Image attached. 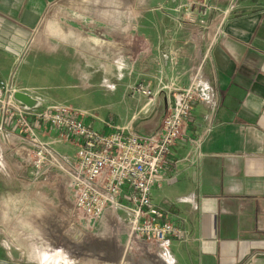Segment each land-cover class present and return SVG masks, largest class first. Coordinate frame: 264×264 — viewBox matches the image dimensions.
Instances as JSON below:
<instances>
[{"label": "crops", "instance_id": "0c3cea01", "mask_svg": "<svg viewBox=\"0 0 264 264\" xmlns=\"http://www.w3.org/2000/svg\"><path fill=\"white\" fill-rule=\"evenodd\" d=\"M62 2L0 0V76L18 89L48 92L53 102L104 132L127 127L150 134L169 109L162 82L185 87L199 70L205 87L186 129L195 141L173 146L161 183L152 189L154 204L186 229L189 239L147 253L161 264H264V9L234 5V0H138L136 17L99 25L91 20L82 30L88 36L70 34V50L30 53L33 44L45 48L35 30ZM236 6L243 8L234 13ZM186 10L193 18H183ZM168 51L176 57L174 65L163 58ZM36 70L43 72L45 85L23 81ZM135 83L154 90L153 99L130 93ZM36 124L62 166L51 181L42 179L45 168L35 177L41 179H34L32 159L27 162L36 140L0 107L4 234H27L30 217L42 227L59 218L70 222L74 213L66 170L76 161L78 139L43 121ZM127 217L123 210L108 209L96 222L117 225L124 233Z\"/></svg>", "mask_w": 264, "mask_h": 264}, {"label": "built area", "instance_id": "2783aa9c", "mask_svg": "<svg viewBox=\"0 0 264 264\" xmlns=\"http://www.w3.org/2000/svg\"><path fill=\"white\" fill-rule=\"evenodd\" d=\"M163 58L167 64L176 63L171 51L164 52ZM202 81L199 70L185 87L161 81V90H168L169 109L160 128L150 134L130 132L127 127L104 132L68 106L46 105L42 108L44 103L37 89H18L1 76L0 107L14 126L36 140L32 158L37 171L35 177L47 166L62 168L48 143L36 133L34 123L38 120L48 122L53 128L78 139L76 161L66 170L74 194V209L89 219L102 218L108 209L123 210L128 214L127 225L135 228L136 241L147 249L164 252L174 239L187 241L189 233L174 224L166 210L154 204L152 189L161 183L159 175L173 146L180 140L195 141L186 135V129L193 114L194 102L203 95L205 84ZM18 90L31 96L33 92L37 93V105L29 107L16 100L14 93ZM129 92L142 93L150 99L156 94L142 83L129 85ZM128 236L131 240L129 232Z\"/></svg>", "mask_w": 264, "mask_h": 264}, {"label": "rangeland", "instance_id": "374dc122", "mask_svg": "<svg viewBox=\"0 0 264 264\" xmlns=\"http://www.w3.org/2000/svg\"><path fill=\"white\" fill-rule=\"evenodd\" d=\"M101 1L98 3L97 0H64L62 4L52 8L35 30V35L43 36V39L46 40L43 45L46 49L33 44L30 53L36 51L44 54L45 52H57V50H70V34L82 33L84 25H87L89 21L95 20L93 25H99L104 20L136 17L139 12L137 10L138 0ZM235 4L264 9V0H234ZM238 8L243 7L236 6L234 13H237ZM183 13V18H193L192 11L186 10ZM205 13L203 11V14ZM53 49L55 51H51ZM27 67L30 68L29 65ZM20 68H18L17 74L21 70ZM42 68L48 69L49 66L45 65ZM38 71L40 70H36L37 73H33L35 72L33 71L32 75L27 76L23 81L30 85H45L47 79L43 72ZM33 94L35 98L37 93L33 92ZM39 96L44 103L42 108L46 105L58 106L62 104L53 102L48 92H39ZM44 123L51 126L48 122ZM35 125H37L36 120L34 127ZM34 151L32 158H34ZM32 158L27 164L31 162ZM29 165L36 173L34 164L30 163ZM55 169L58 168L47 166V173L42 179L45 177L51 179L55 174ZM58 170L60 172V169ZM33 177L35 179V175ZM39 179L41 178L35 180ZM73 197L74 194L72 199ZM70 218V222H67L66 218H59L57 221L54 220L53 225L44 224L40 227L38 218L30 217L27 218V234L9 235L2 232L4 226L0 217V264H161V261L151 259L149 257L151 255L147 253V251L155 253V248L148 250L136 239L130 240L128 232L123 231L124 233H122L120 228L116 227L117 225L108 223L107 226H100L96 222L97 219L88 220L89 218L79 214L75 209ZM51 221L49 218L45 223ZM128 228H130L129 225H127V231ZM120 238H123L124 246L120 244ZM128 245L130 246L126 250Z\"/></svg>", "mask_w": 264, "mask_h": 264}, {"label": "water", "instance_id": "95a60500", "mask_svg": "<svg viewBox=\"0 0 264 264\" xmlns=\"http://www.w3.org/2000/svg\"><path fill=\"white\" fill-rule=\"evenodd\" d=\"M14 97L16 100H18L19 102H21V103H23L29 107H34L38 103V100L35 99L30 94H28L27 92H23V91L18 90L14 93Z\"/></svg>", "mask_w": 264, "mask_h": 264}, {"label": "bare ground", "instance_id": "6f19581e", "mask_svg": "<svg viewBox=\"0 0 264 264\" xmlns=\"http://www.w3.org/2000/svg\"><path fill=\"white\" fill-rule=\"evenodd\" d=\"M97 1H99L98 3H101L102 1L101 0H97ZM88 36L86 33H81L80 34V36ZM92 39V38H91ZM93 41V40H92ZM94 42V41H93ZM95 42H96V40H95ZM101 44H102V42H101ZM100 46V45H99ZM19 91H21V90H19ZM24 92V91H23ZM29 94V93H28ZM129 233H130V235H131V240H135V228L134 227H132L131 229H129Z\"/></svg>", "mask_w": 264, "mask_h": 264}]
</instances>
